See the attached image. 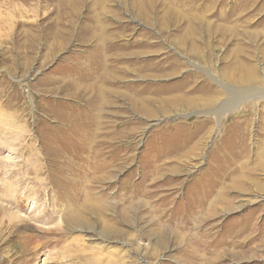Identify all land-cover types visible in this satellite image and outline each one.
<instances>
[{"label": "rangeland", "instance_id": "obj_1", "mask_svg": "<svg viewBox=\"0 0 264 264\" xmlns=\"http://www.w3.org/2000/svg\"><path fill=\"white\" fill-rule=\"evenodd\" d=\"M0 115V264H264V0H0Z\"/></svg>", "mask_w": 264, "mask_h": 264}, {"label": "bare ground", "instance_id": "obj_2", "mask_svg": "<svg viewBox=\"0 0 264 264\" xmlns=\"http://www.w3.org/2000/svg\"><path fill=\"white\" fill-rule=\"evenodd\" d=\"M197 7V6H196ZM192 39V38H191ZM106 47H108L105 43L103 44V47L102 48H106ZM100 49V48H99ZM106 50L107 49H104V51L106 52ZM102 51V50H101ZM108 51H109V49H108ZM108 53V52H107ZM100 54V53H99ZM103 54V53H102ZM109 57H103L102 56V65L100 66L101 68H102V70H103V75H102V78H104V80L105 81H107V82H111V81H114L113 80V76H112V73L113 72H115L113 69H110V67H108L107 65H106V63H103V59H108ZM107 62V61H106ZM103 66V67H102ZM114 67V66H113ZM116 67V66H115ZM95 68V67H94ZM96 71V70H95ZM117 71V70H116ZM99 72V71H98ZM77 74V73H76ZM81 74V73H80ZM84 75V74H83ZM78 77V76H77ZM93 77V76H92ZM87 78V76L85 77L84 76V79H86ZM89 78V77H88ZM83 79V80H84ZM93 79V78H92ZM96 79V78H95ZM83 80H81V82L83 81ZM89 81V80H88ZM75 82H77V81H75ZM67 83V82H66ZM73 84V83H72ZM111 84L112 85H114L112 82H111ZM79 85V84H78ZM77 85V86H78ZM136 87V86H135ZM72 88H74V92H77L78 90H76V88H75V86L74 87H72ZM78 88V87H77ZM79 89H80V87H79ZM134 90V89H133ZM138 91V90H137ZM94 92H96L97 93V91H95L94 90ZM110 92H115L116 93V95H120V93H119V91L118 90H116V91H111V90H109V89H107V90H102V91H98V97H97V100L99 101H101L102 102V104H101V106L103 105V102H104V98H105V95H107V94H109ZM244 94H245V91L243 92ZM243 93H235V95H234V99L233 100H235L236 98H238L239 97V95L240 94H242L243 95ZM134 95V94H133ZM140 95V94H139ZM135 96V95H134ZM141 96V95H140ZM130 97V96H129ZM142 97V96H141ZM145 98V97H144ZM151 99V98H150ZM239 99H240V97H239ZM140 101V100H139ZM142 101V100H141ZM149 101V100H148ZM146 102H147V100H146ZM235 103V102H234ZM233 103V104H234ZM132 104H133V107L135 108V109H138L140 112H142V113H145L146 115H151V113H152V111H151V109L149 110V109H147L148 107L147 106H145V102H143V103H141V102H139L138 103V101L137 100H135L134 98H132ZM232 104V103H231ZM147 105V104H146ZM100 106V105H99ZM98 107V104H97V106H96V108ZM149 108H150V106H149ZM80 120V119H79ZM6 121V118H5V120H4V118L0 115V125H1V122L2 123H4ZM7 122V121H6ZM79 122V121H78ZM84 122H86V121H84ZM89 122V121H88ZM85 124V123H84ZM68 125V124H67ZM82 125V124H81ZM89 125V124H88ZM78 127V126H77ZM84 127V126H83ZM81 128V127H80ZM74 130V129H73ZM76 130V133L77 134H84V131H85V129H75ZM91 134V133H90ZM82 135H80V137H81ZM71 139H73V138H71ZM76 141H77V139H76ZM82 142V141H81ZM80 142V143H81ZM75 145V144H74ZM77 147V146H76ZM62 153V152H61ZM65 168V167H64ZM96 172H99V171H96ZM86 174V173H85ZM84 174V175H85ZM66 180V179H65ZM70 187V186H69ZM73 187V186H72ZM91 206H92V204H91ZM94 206V205H93ZM106 208H107V206L104 204V205H102L101 207H100V211L101 212H104L105 210H106ZM226 208L227 209H231V207H230V205H227L226 206ZM93 209H95V207L93 208ZM84 219L82 218V217H77V220H74V222H84L83 221ZM72 221H73V219H72ZM72 221H71V223H72ZM73 222V223H74ZM223 246V247H222ZM233 246H235L234 248H238V245L236 246L235 244H233ZM218 247L221 249V248H224V245L223 244H219L218 245ZM206 250H209V248L208 249H206ZM195 252V251H194ZM196 253V252H195ZM194 254V253H193ZM232 255H233V257L236 259V260H243V259H249V255H248V250L247 251H245L244 253H240V252H234L233 253V251H232ZM221 256H222V253L221 252H219V256H218V258H214V261L216 260V259H219V258H221ZM233 259V258H232Z\"/></svg>", "mask_w": 264, "mask_h": 264}]
</instances>
